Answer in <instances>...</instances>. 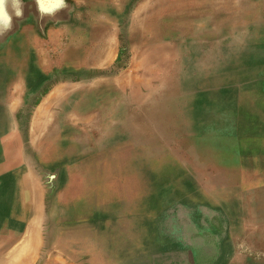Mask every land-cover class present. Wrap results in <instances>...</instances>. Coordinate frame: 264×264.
I'll return each mask as SVG.
<instances>
[{"label": "rangeland", "instance_id": "rangeland-1", "mask_svg": "<svg viewBox=\"0 0 264 264\" xmlns=\"http://www.w3.org/2000/svg\"><path fill=\"white\" fill-rule=\"evenodd\" d=\"M5 2L0 264H264V0Z\"/></svg>", "mask_w": 264, "mask_h": 264}, {"label": "crops", "instance_id": "crops-1", "mask_svg": "<svg viewBox=\"0 0 264 264\" xmlns=\"http://www.w3.org/2000/svg\"><path fill=\"white\" fill-rule=\"evenodd\" d=\"M7 2H5L4 4V8L6 11V14L8 15V18L10 20V23L7 25V27H2L5 29L4 31H18V32H27V31H31L28 27H23L21 24H27L24 23L25 21H23V17L25 14H29V10H35L36 11V15L40 16L42 15L43 18L46 16V18L43 19V23L39 24V30L38 31H56L59 30L58 25H56L55 23H51L48 24L49 21H53L52 19H54V15H63L61 12L63 10H68V8H70V2L75 1V3H79L81 2V4H89V1L91 0H59L60 6L57 7V3L58 0H55L54 3H47L45 5V7L47 8H51L52 11L50 12H45V11H41L40 6L36 3V0H18L16 5L14 6L13 0H6ZM90 7V6H89ZM85 10V8H82ZM89 9V8H88ZM61 10V11H60ZM90 10V9H89ZM17 11H19L21 13V15L17 16L16 13ZM50 15V18L53 17L52 19L49 18V20H47L48 22H45V19H47ZM21 19V20H20ZM22 21V22H21ZM60 31L61 32H65L64 28L60 27ZM70 38V37H69ZM25 41V40H24ZM20 42V41H19ZM5 47V46H4ZM27 48H29V45H27ZM60 63L62 64L61 67L63 70H70L73 69L74 67V62L70 59V55L69 52H66L65 55L61 58ZM72 65V67H71ZM41 67V65H39ZM38 65L35 67L36 69H39L38 71L41 72V69ZM43 66V65H42ZM78 67H80V64L78 65ZM43 69L45 70V67H43Z\"/></svg>", "mask_w": 264, "mask_h": 264}, {"label": "snow or ice", "instance_id": "snow-or-ice-1", "mask_svg": "<svg viewBox=\"0 0 264 264\" xmlns=\"http://www.w3.org/2000/svg\"><path fill=\"white\" fill-rule=\"evenodd\" d=\"M0 3H3V0H0ZM13 3H14V6H15L16 3H17V0H13ZM36 3L40 6L41 11H45V12H50V11H52L51 8H47V7H45V0H36ZM56 6H57V7L60 6L59 0H58V3H57ZM16 15L19 16V15H21V13H20L19 11H17Z\"/></svg>", "mask_w": 264, "mask_h": 264}, {"label": "bare ground", "instance_id": "bare-ground-1", "mask_svg": "<svg viewBox=\"0 0 264 264\" xmlns=\"http://www.w3.org/2000/svg\"><path fill=\"white\" fill-rule=\"evenodd\" d=\"M213 2V1H212ZM257 38V37H256ZM262 42V41H261ZM262 94V93H261ZM76 98V97H75ZM262 99V98H261ZM87 103V102H86ZM264 103V102H263ZM65 113V112H64ZM240 114V113H239ZM256 116V115H255ZM43 117V116H42ZM40 118V117H39ZM40 120V119H39ZM65 120V119H64ZM255 120V119H254ZM100 122V121H99ZM194 122V121H193ZM37 127V126H36ZM39 129V128H38ZM38 131V130H37ZM194 136H196V135H194ZM246 136V135H245ZM12 153V152H11ZM106 163V162H105ZM111 166V165H110ZM2 177V176H1ZM262 185V184H261ZM262 187V186H261ZM259 191V190H258ZM264 191V190H263ZM256 196V195H255ZM74 197V196H73ZM72 198V197H71ZM75 198V197H74ZM147 199V198H146ZM254 200H256V199H254ZM253 201V200H252ZM254 205V204H253ZM263 205H264V203H263ZM126 206V205H125ZM52 224V223H51ZM52 231V230H51ZM243 241V240H242ZM232 264V263H231Z\"/></svg>", "mask_w": 264, "mask_h": 264}]
</instances>
